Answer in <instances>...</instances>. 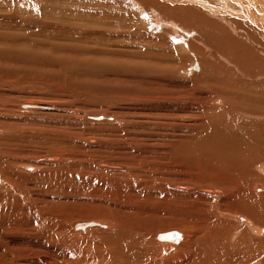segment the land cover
Returning <instances> with one entry per match:
<instances>
[{
  "label": "rangeland",
  "instance_id": "obj_1",
  "mask_svg": "<svg viewBox=\"0 0 264 264\" xmlns=\"http://www.w3.org/2000/svg\"><path fill=\"white\" fill-rule=\"evenodd\" d=\"M251 1H254V5ZM17 2L26 3L25 6L19 5L22 6L21 13L13 10V17L2 24L4 27L9 26L15 37L24 36L27 39L17 44L20 42L19 38L10 42L8 38L0 36V46L11 45L14 50L11 58L4 60L0 56V141L3 137H10L9 133L6 135L4 124H23V128L29 127V133L23 134L28 138L27 144L18 155V160H13L16 161L14 165L11 160L0 157V264H108L105 256L100 258L103 251L107 252L104 242L108 237L120 239L126 236L128 232H121L126 227L134 230V238L142 234L141 237L152 241L165 229L179 230L182 235L181 240L179 239L181 244L194 238V235H200L203 221L196 217L198 212L190 208L189 202L199 188L190 185L189 187L193 186L191 191H182L183 195L181 191L176 192L175 188L172 191L146 190L139 181L147 179L149 175L151 177L153 172L146 176L144 174V178L141 175L135 177L134 169L130 171L127 165L120 163L121 165L117 164L120 165L118 169L106 168L101 165L100 159L112 161V146L121 147L123 141L127 140L128 143H134L133 138L137 135L134 132H138V135L142 134L144 141L140 140L141 145H137L140 147L138 154L142 156L137 160V166L144 164L142 160L146 155L149 156L148 160H153V166L159 170L160 167L164 169L157 163L158 160L163 161L165 156L169 159L167 153L171 149L173 151L174 147L169 146L173 138L166 137L169 130L177 135L180 132L179 135L182 136L178 135L179 138H183L186 133L193 134L192 131L197 128L196 113L200 103L217 110L227 107L228 101L223 96L213 94L209 88L201 91L202 86L191 80L194 72L202 70V58L221 65L222 68L214 69V72L211 70V73L218 77L222 73L224 80L230 79L226 68H235L239 72L244 68L252 76V82H256L244 86L247 89H251V86L255 89L264 88V0H14V4ZM245 2L249 4L247 6H251L248 8L249 14L256 15L254 21L248 17L246 19L245 14L239 11L241 4L246 6L243 4ZM233 9H236L235 12L238 10V14ZM176 23L179 24L178 27ZM197 30L199 31L196 32ZM161 34L176 46L174 52L163 48L165 43L158 37ZM190 36L195 39L192 40ZM155 40L159 42L158 45L161 43L162 48H159ZM183 42L187 47H183ZM190 45L192 47L189 53ZM199 48L202 51L197 53ZM27 58L29 60H25ZM150 63L160 67L158 73L141 71L144 76H138L136 71ZM169 67L174 69L170 72L162 71V68L164 70L170 69ZM226 85L229 86V83ZM144 89L152 93L142 97L144 101L139 106L141 111H130L129 108L134 105L122 100V94L127 93L134 98ZM162 93L167 94L165 96L168 99L172 97L173 100L168 101L175 105L178 103L180 109L172 108L171 102L165 105L158 97ZM176 94L184 97L174 98ZM214 98L222 99L224 104L215 102L211 105ZM25 103L32 107L26 109L23 107ZM124 104H128L127 107ZM218 113L217 117L222 115V112ZM134 116H137L139 124H133L131 119ZM183 126H190L189 130ZM40 128L42 130L38 135L44 132L43 129H58L61 139L31 137V133ZM129 129L130 132H127ZM131 133L134 137L129 135ZM113 134L117 136L114 137ZM127 135L129 136L126 137ZM150 138L152 142L149 141ZM148 143L150 147H147ZM0 145L3 147L2 142ZM54 146L58 156L57 164L41 163L37 154L52 150ZM134 150L135 148L131 152ZM128 151L124 152L128 154ZM34 156L35 159L32 160ZM25 164L34 166L33 171L27 170ZM169 165L159 177L167 174L166 172L173 177L190 176L186 174L188 169H183L179 164L170 162ZM8 166H13L10 172ZM66 166L69 180L52 185L54 180L51 175L66 169ZM15 170L17 171L14 172ZM198 172L192 171L191 174L197 176ZM210 196L203 198L208 200L205 206L214 215L213 210L218 208V203L214 196ZM222 203V207L228 208L238 205L227 198ZM49 215L53 216L54 222L64 227V232L57 233L47 226ZM89 218L103 221L107 225L106 231L115 233L103 236L98 226L87 232H77L76 236L74 233L72 236L64 234L77 221ZM183 220H188L189 223L186 224ZM235 223L242 224L238 221ZM20 229H25V233H19ZM156 241L155 246L145 247L152 252L150 257L159 259L162 264H174L175 257L169 263L167 260L165 262V258L177 251L179 243L174 245L175 249L168 245L162 250L159 245L161 240ZM164 242L170 243V240ZM238 258L242 256L238 255ZM118 263L121 262L116 264Z\"/></svg>",
  "mask_w": 264,
  "mask_h": 264
},
{
  "label": "bare ground",
  "instance_id": "obj_2",
  "mask_svg": "<svg viewBox=\"0 0 264 264\" xmlns=\"http://www.w3.org/2000/svg\"><path fill=\"white\" fill-rule=\"evenodd\" d=\"M129 1H131V0H129ZM19 2L14 4V0H0V36L8 38V40L10 42L14 38H19L20 42L17 44H21L22 41H25V39H27V38L24 36H22V38L21 37H15L14 33H12V30L9 29V26L5 25V27H4L2 22H7V19L10 20L12 13H13V10H17L19 12H20V10L22 11V6H19V5L25 6L26 3L25 4H19ZM25 2L28 3V1H25ZM96 4H97V2H96ZM239 4H241V3H239ZM243 4H246V2ZM251 4L254 5V1L253 2L251 1ZM247 5H249V4H246V6H243L241 4L239 11H241L242 13L245 14L246 19L248 17V18H250V20L251 19L253 20V18L254 19L256 18L255 17L256 15L254 16V14H249L248 8H251V6H247ZM259 5H260V3H259ZM29 7H31V6H29ZM29 10H30V8H29ZM175 10L177 11V9H175ZM235 10H234V12H235ZM35 11H37V10L35 9ZM237 11L235 13H237ZM23 12H24V10H23ZM15 13L17 14V12H15ZM42 14H44V13H42ZM34 15H35V13H34ZM18 17H20V16H18ZM225 18H226V16H225ZM126 19H127V17H126ZM260 20H262V18ZM170 21H172V20H170ZM189 23H190V21H189ZM159 24H160V22H159ZM177 24L178 23H176L175 25L177 26ZM182 24H183V22H182ZM182 24L180 26H182ZM167 25H169V24H167ZM201 29H204V28H201ZM129 30H131V29H129ZM198 31L199 30H197L196 32H198ZM196 32H194V34ZM132 33H130V34H132ZM166 34L164 33V35H166ZM139 35H141V34H139ZM168 35L170 36V34H168ZM193 35H191V36H193ZM202 35L204 36V34H202ZM196 36H197V34L195 35V37ZM158 37L161 39V41L163 40L162 43L163 42L165 43V45L162 44L163 48H166L168 50V52L169 51H173V52L175 51L174 47H176V46H174V44H170L169 41L167 40L166 36L164 38V36L161 34V36H158ZM136 38L134 39L135 41H136ZM191 38H192V40L195 39L193 37H191ZM204 39L205 38H203V40ZM142 41H144V40H142ZM145 41H148V40H145ZM149 41H151V40H149ZM152 41H154V40H152ZM157 41H158V39H157ZM192 42H194V41H192ZM158 43L159 42H157L156 44L158 45ZM178 43H180V42H178ZM188 43H190V42H188ZM201 43H203V42H201ZM146 44H148V42ZM193 44L194 43H192V45ZM160 45H161V43H160ZM160 45H158L159 48L161 47ZM196 45H198V44L196 43ZM183 47H187L185 42H183ZM191 47L192 46L190 45V48L188 49L189 53L191 52L190 51ZM201 47L203 48V46H201ZM156 48H157V46H156ZM133 50H134V48H133ZM164 50H163V52H164ZM209 50H211V49H209ZM150 51L152 52V50H150ZM200 51H202V50L199 48V51L197 53H200ZM134 52H136V51L134 50ZM161 52H162V49H161ZM155 53H157V52H155ZM189 53L188 54L186 53V54L189 56ZM120 54L122 55V52H120ZM174 54H178V53H174ZM196 55H198V54H196ZM0 56L4 60L8 57L9 58L13 57L14 56V50L12 49L11 45H8L6 47L0 46ZM160 56L161 55H159V57ZM34 57L35 56H32V58H34ZM153 57H154V55H153ZM169 57L172 58L171 56H169ZM185 57H183V58H185ZM248 57L249 56L247 55V58ZM166 58H167V56H166ZM25 60H29V58H27ZM159 61H160V59H159ZM150 64H146V66L142 67V69L137 70L136 72H138V76H141V77L144 76V73H143L144 71L147 72L148 74H149V72L150 73H152V72L158 73L160 67H157L158 65L154 66L155 64H151V65ZM129 66H131V65H129ZM177 66H179V65H177ZM202 66H203V68L201 71L194 72L191 75L192 76L191 80L202 86V88H200L201 91L209 88L213 92V94L217 93V94L223 96L228 101V106L225 107L224 109L217 110V109L207 107V105L205 103H200L198 105L199 111H197V113H196V116L198 117L196 119V121L198 122L196 125L197 128L194 129V131H192L193 134H191V133L187 134L186 133L183 136V138L182 137L179 138V136H182V135H179L180 134L179 131H178L179 132L178 133L179 136H178L177 133H173V132H171V130H169L167 132L166 137H172L173 138V140L170 142L169 146L171 148L174 147L175 149L173 148V151H172V149L170 148L171 152L169 154L167 153V155L169 156V159L167 158L168 160L166 159L167 156H165L163 158V161L158 160L159 163H157L158 165L161 164L160 166H163L165 169V168H167V166L169 165L170 162L172 164H173V162H175V164H177V165L179 164L183 169H188V172H186V174H188L190 176L186 175L184 177H181L179 175V176L173 177L172 175L170 176V174L168 172H166L167 174H165L163 176L161 175L159 177V175L161 174V172L164 169H162V167H160V170H159L156 168V166H153V164H154L153 160H151V161L148 160L149 156L147 157L146 155L144 156L145 157L144 160H142V162H144V164H141V165L138 164L139 166H137V160L142 158V156H140L138 154V150L140 149V147H138V146L141 145V143L139 141L140 140L144 141V140H142V138H143L142 134L140 133L138 135V132H134V133H137L138 138H137L136 134H135L136 136L134 137V134L132 135L133 131L129 135L134 137L133 140L135 142L133 143L130 141V143H128L127 142L128 140L126 139L127 141H123L124 145L122 143L121 147L120 146H116V147L114 146L115 147L114 148L112 146V149H114V152H113L114 158L111 157L112 161L108 160L107 158L100 159V160H102L101 165H103V167H104V165H105V167L108 166V168L110 167L112 169H116V168L118 169V167L121 164L125 165V166L127 165L126 167H128L130 171H131V169L132 170L134 169L135 173L134 172L133 173H134L135 177L136 176L139 177V175H141L144 178V174L146 176V175H149L150 172H153V174H151L152 175L151 177H149L150 176L149 175L147 179H144L143 181H139V182L143 183V184H141L142 188L145 187L146 190L148 189V190H157V191H164V190L172 191V188H175V189H177V191L175 190L176 192L181 191V195H183L182 191L183 192L184 191H187V192L191 191L190 188H192L193 186L189 187L190 185H195L197 188L200 189V190L199 189L195 190V193H194L195 195H193V197H191L190 201H189L191 204L190 208L192 210H197V212H198L197 213L198 216H196L195 214L194 215L203 221V224H201L202 230L199 232L200 235H196V236L194 235V238H192V239L190 238L188 241H185L181 244L179 239L181 240L182 235L179 232V230L174 231V230L165 229V230L161 231V234L158 233L156 240L157 239L161 240L162 243L159 245H160L162 250L166 249V247L168 245L170 248L173 249L175 247L174 245L179 243V245L176 247L177 251L175 253H173L172 255H170L169 257L165 258V262L167 260V262L169 263L170 261H172V258L175 257L173 259V260H175L174 264H219V262L222 259H225L222 264H264V90H263L264 88H262V87L258 88L256 86L258 89L257 90V89H255V87L253 88L251 86V89H247V87H245L244 85L256 84V82H252L253 81L252 76L249 73H246V69H244V68L240 72L238 70H235V68H229V67L226 68V71L229 70V73L228 72L227 73L230 74V76H229L230 79H227V80L225 79L226 80L225 81L223 79L222 73L219 74V77H218V75H216V74L214 75L213 73H211V70H213V72H214V69L219 70V68H222L221 65L215 64L214 62L207 61L205 58H202ZM240 67H243V66H240ZM96 68L97 67L95 66V69ZM100 68H103V67H100ZM169 68L170 69H164V70L162 68V71L169 70V72H170V70L174 69L173 67L172 68L169 67ZM141 71H143V72H141ZM186 73L189 74L188 72H186ZM234 75H236V76H234ZM165 76H163V77H165ZM129 77H131V76H129ZM224 78H225V74H224ZM260 78H262V77H260ZM228 80L230 81V82H228L229 86L226 85V84H228L227 83ZM1 81H3V80H1ZM183 81H184V79H183ZM259 81H261V80H259ZM262 82H263V80H262ZM262 82H261V84H262ZM263 84H264V82H263ZM248 88H250V87H248ZM140 91H142L141 94L139 93L140 94L139 96L137 94V97H134L136 99L129 96L127 93L122 94L123 95L122 100L124 99V101L126 103L130 102V103H132V105H134V107H130V106H128V107H130L129 108V109H131L130 111H135V113H136V111H139V109H140L139 106H141L142 100L144 101V99H142V97H144V96L147 97V95H151V93H152V91H150L151 93H148L147 92L148 90L146 91L145 89L140 90ZM165 95H167V94L162 93L158 97L164 101L165 105L166 104L169 105L171 101H168V100H173V99H171L172 97L168 99V97ZM176 96H181V98L184 97L181 94L180 95L176 94L174 96V98H178ZM149 100H151V99H149ZM110 101H112V100H110ZM179 101H180V99H179ZM120 102L123 103V101H120ZM215 102H217V103L219 102V103H221V105L224 104V101L220 98H214L210 102V104L214 105ZM146 103H148V101ZM146 103L144 102V104H146ZM172 103L173 102H171V104H170V105H172V108H174V109L179 108L180 109V106H177L178 103H176V105L172 104ZM217 103L215 105L219 106V105H217ZM23 105H24L23 107H25L26 109L32 107V105H29L28 103H25ZM127 105H125V106L127 107ZM140 111H141V109H140ZM183 111H185V110H183ZM218 112L219 113L222 112V115L220 114L217 117L216 113H218ZM137 113H139V112H137ZM189 113H191V112H189ZM50 116H52V115H50ZM62 117H64V116H62ZM130 117H132V116H130ZM139 119H140V117H139ZM131 120H132V122H134L133 124H139L136 121L137 116H134V118ZM4 121H5V119H4ZM126 122H129V121H126ZM12 124H4V127L7 129L6 135H8V133H9L10 137L9 138L3 137L2 140L0 141V144L2 142V145H3V147L0 145L1 146L0 147V157H3L5 160H11L12 161V162L10 161L11 164L14 165V163L16 161L13 162V160L14 159L18 160V155L20 153H22L21 151H24V147L27 144L26 139H28V138L23 134H25V132L29 133V129H28L29 127L23 128V124H19V123H17V125H12ZM121 126L124 127L123 125H121ZM136 126L139 127L138 125H136ZM184 126H183V128L187 127V126L186 127H184ZM133 127H131V128L133 129ZM188 127H190V126H188ZM183 128L181 127V129L184 132ZM119 129H121V131L124 130V129L122 130V128H120V127H119ZM167 129H165V131ZM41 130H42V128L37 129L35 131V133H31V137L41 136V137L46 138V139H58L57 137H59V135H58L59 130L58 129H49V130L43 129L44 132L41 133L40 135H38ZM118 130L116 132H118ZM130 130L131 129H129V131L127 130V132H130ZM188 130H189V128H188ZM123 132H125V130ZM174 132H176V131H174ZM125 134H127V133H125ZM181 134H182V132H181ZM113 135H114V137L117 136L115 134H113ZM129 135H127L126 137H128ZM28 136H30V135H28ZM59 138L61 139V137H59ZM129 139H130V137H129ZM151 140H152V138L149 139V141H151ZM165 140H169V139H165ZM153 141H154V139H153ZM116 142H117V140H116ZM131 143H133L134 146ZM153 143H155V142H153ZM127 144H128V146H127ZM129 144H131L130 147H129ZM155 146H154V148H155ZM160 146H161V144H160ZM50 147H51V145H50ZM147 147H150L149 143H148ZM55 148H56V146H54V148H52V150H47V151H44L40 154L38 153L37 154L38 160H40V162L44 163V164H51V165L55 164L58 160V156L56 154ZM120 148H124L126 151H128L130 149V152L128 151L129 153L127 154V152L126 153L124 152L125 150L123 151V149L121 150ZM133 148H135V150L132 153L131 150ZM167 152H169V151H167ZM109 156H111V155H109ZM161 156H164V155H161ZM152 157L155 158V156H152ZM158 157H160V155ZM174 158L176 161L174 160ZM31 159L34 160L35 156ZM156 159H159V158H156ZM172 159L174 161H171ZM5 160H4V162H5ZM154 161H156V160H154ZM10 162L8 164H10ZM37 163L38 162L36 160V164ZM92 163H93V161H92ZM162 163H163V165H162ZM8 164H3V166L8 165ZM117 164H120V165H117ZM61 165H62V163H61ZM21 166H22V164L20 165V167ZM64 166H65V164H64ZM170 166H171V164L169 165V167ZM12 167H9V166L7 167L8 169L10 168L9 172L12 170L11 169ZM25 167L29 171H33V169H34V166H30V164L26 165ZM151 169H152V171H151ZM66 170H67V166H66V169L56 171L59 173L51 175V178L54 180V182L52 181V185H54L56 183H61V182L64 183V182H66V180H69L67 178V171ZM16 171L17 170H15L14 172H16ZM192 171L195 173H197V171H199L198 175L193 176L192 175L193 173L191 174ZM154 176H155V178H154ZM46 179H48V178H46ZM46 181L49 182V180H46ZM110 185H111V183H110ZM210 195L214 196L215 201L218 203V208L215 211L213 210L214 215L209 213L207 206H205V205H207L205 203H206V201L208 202V200H206V198L205 199L203 198L204 196L206 197V196H210ZM224 198L231 199V202L237 203L238 205H235L232 203V205H235L237 207H233V206H230L229 208L226 206L222 207V204H223L222 201ZM209 203H210V201H209ZM210 212H211V210H210ZM1 213H3V212H1ZM44 214H46V213L44 212ZM52 215H54V214H52ZM52 217L53 216H50V218H48L47 226L49 228L54 229L57 233L58 232H60V233L64 232V230H65L64 227L61 226V224H58V222H54L52 220ZM54 217H55V215H54ZM235 221H238L242 224L238 225L235 223ZM184 222L186 224L189 223L188 220H186ZM98 226H100L99 231L101 233H103V236H110V235L115 233L112 231L107 232L106 231L107 225L103 221H99V220L97 221L94 218H89V219H83V220L77 221V223L74 224L71 228L67 227L68 229L65 231L64 234L68 235V236H70V235L72 236V234L74 233V235L76 236L77 232H87V231H90L91 229H93L94 227H98ZM8 228L10 229V227H8ZM20 230H19V233H22V232L25 233V229H22L21 231ZM17 231H18V229H17ZM121 232L122 233L128 232V234L126 236H124L123 238H120V239H113L112 237H108V238H106V240L104 242V249L107 250V252L103 251L101 253L100 258H104V256H105L104 259H106V263L116 264L118 261L121 262L118 264H162L163 263V262L159 263V261H158L159 259H154L153 257L151 258L150 256H151L152 252H150V249L145 248V247L155 246L156 242H157L156 240H154V241L146 240L145 238L141 237L142 234H141V236L138 234V237L134 238L133 237L134 235H132V234H134L133 233L134 230L133 229L131 230V228H127V227L124 230H122ZM44 235H45V233H44ZM161 236L165 237V238H162ZM168 238H170V239H168ZM164 240H170V243L164 242ZM9 249L11 250V248H9ZM164 252L166 253V251H164ZM36 254H38V253H36ZM238 255L242 256V258H238ZM117 258H119V259H117ZM99 261H101V260H99ZM99 261L97 263H99ZM156 261H158V262H156Z\"/></svg>",
  "mask_w": 264,
  "mask_h": 264
}]
</instances>
